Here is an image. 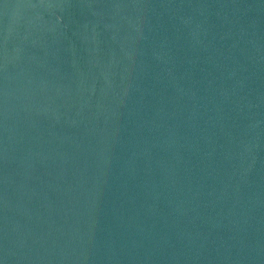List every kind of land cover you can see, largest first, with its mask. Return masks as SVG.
<instances>
[{"label":"water","instance_id":"1","mask_svg":"<svg viewBox=\"0 0 264 264\" xmlns=\"http://www.w3.org/2000/svg\"><path fill=\"white\" fill-rule=\"evenodd\" d=\"M0 264H264V0H0Z\"/></svg>","mask_w":264,"mask_h":264}]
</instances>
